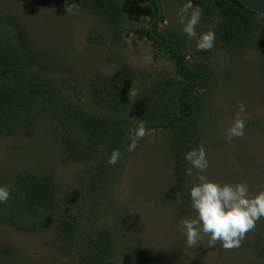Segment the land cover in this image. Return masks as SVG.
<instances>
[{"label": "trees", "instance_id": "trees-1", "mask_svg": "<svg viewBox=\"0 0 264 264\" xmlns=\"http://www.w3.org/2000/svg\"><path fill=\"white\" fill-rule=\"evenodd\" d=\"M75 1L94 19L85 40L110 47L107 59L118 64L111 74L95 73L89 80L87 91L95 109L89 110L82 103V88L75 72L56 56H46L48 52L35 43L17 16L0 14V138L32 139L40 123L49 122L51 132L72 160L81 165L69 201L78 210L57 212L60 186L49 169H20L11 178L0 173V185H7L11 191L7 203H0V225L26 235L53 234L51 247L76 264H163L144 243L131 244L126 258L116 251L115 230L105 226L106 203L113 196L108 183L113 166L106 162L108 156L114 149L127 152L128 131L137 121L145 123L147 132L160 130L178 195L173 210L179 218H193L188 189L197 182L198 172L185 174L189 165L183 154L202 146L208 100L218 82L212 51H250L264 26V17L236 0H192L202 10L198 32L212 28L217 41L211 51L194 50L195 56H189L181 36L165 33L166 29L159 33L157 25L163 16L160 1L137 0L140 6L133 10L134 20L148 21L134 33L138 39L145 36L153 41L156 55L163 52L167 56L174 67L170 75L155 69L137 71L122 61L116 50L122 45L125 30L121 0ZM259 61L264 78V53ZM136 81L142 84V90L133 98ZM252 125L264 135L263 122ZM259 183V190L264 189V169ZM10 248L9 244L0 246L5 257V261L0 257V264H31L13 259ZM233 249L251 255L244 264H264V217L246 233L240 247Z\"/></svg>", "mask_w": 264, "mask_h": 264}, {"label": "rangeland", "instance_id": "rangeland-1", "mask_svg": "<svg viewBox=\"0 0 264 264\" xmlns=\"http://www.w3.org/2000/svg\"><path fill=\"white\" fill-rule=\"evenodd\" d=\"M121 1L126 14L125 30L122 45L116 50L122 61L137 71L155 69L173 75L174 67L167 56L163 52L156 55L153 41L145 36L138 39L134 33L141 25L147 26L148 18L139 23L134 20L133 10L140 3L137 0ZM159 1L163 15L157 25L159 33L166 29L165 33L170 31L173 36H181L187 54L195 56V38L187 37L177 22V13L185 1ZM0 14L17 16L35 43L48 52L46 56H56V60H63L75 72L82 88V103L87 109L94 110L87 91L89 80L95 73L111 74L118 64L107 59L112 52L110 47H100L85 40L93 17L75 0H0ZM258 31L255 46L250 51L231 53L223 48L213 49L211 62L218 82L208 100L210 109L202 131V146L209 161L204 175L222 184L247 182L252 194L260 189L259 180L264 169V135L254 125L250 126L258 120L264 123V78L259 61L260 54L264 53V26ZM141 90L142 84L136 81L133 98ZM239 104L245 105L246 109L243 114L245 133L228 142L226 133ZM49 128V122L44 121L32 139L21 136L0 138V173L11 178L20 169H49L60 186L57 212H77V207L69 201L70 193L78 184L81 165L72 160ZM167 151L164 134L160 130H151L146 132L134 152L122 153V158L112 165L108 183L113 196L106 203L105 226L115 230L119 256L126 258L129 246L140 242L150 246L163 264H244L246 258L251 260L250 254L226 250L219 241L215 246H208L206 235H202L195 246L186 244L179 226L183 218H179L172 207L178 195ZM52 240L53 234L26 235L0 225V246L9 244L13 259L31 264H76L60 256L57 249L51 247ZM0 257L5 261L1 253Z\"/></svg>", "mask_w": 264, "mask_h": 264}, {"label": "clouds", "instance_id": "clouds-1", "mask_svg": "<svg viewBox=\"0 0 264 264\" xmlns=\"http://www.w3.org/2000/svg\"><path fill=\"white\" fill-rule=\"evenodd\" d=\"M67 10L71 11V8ZM177 16L182 32L189 38H195L197 52H207L214 48L217 41L214 29L208 28L206 31L198 32L202 17L199 6L193 5L192 0H186ZM237 109L234 121L226 133L228 142L242 137L245 133L246 120L243 117L245 105L239 104ZM146 132V125L142 121H137L135 127L129 129V142L126 146L128 153L139 147V142L145 137ZM121 158V151L114 149L106 162L115 165ZM183 158L189 165L185 169L186 175L192 176L193 170L199 173L197 182L188 189L190 207L195 216L183 218L179 225L183 230L186 244L195 246L202 235H206L210 247L215 246L218 241L226 250L240 247L246 233L252 231L256 227V222L264 217V189L252 194L247 182L222 184L208 179L204 173L208 170L209 161L203 146L189 149L183 154ZM10 194L7 185H0V203L6 202Z\"/></svg>", "mask_w": 264, "mask_h": 264}, {"label": "water", "instance_id": "water-1", "mask_svg": "<svg viewBox=\"0 0 264 264\" xmlns=\"http://www.w3.org/2000/svg\"><path fill=\"white\" fill-rule=\"evenodd\" d=\"M245 9L264 17V0H236Z\"/></svg>", "mask_w": 264, "mask_h": 264}]
</instances>
